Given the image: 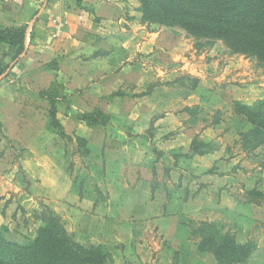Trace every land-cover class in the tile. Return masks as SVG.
Segmentation results:
<instances>
[{
	"label": "rangeland",
	"instance_id": "obj_1",
	"mask_svg": "<svg viewBox=\"0 0 264 264\" xmlns=\"http://www.w3.org/2000/svg\"><path fill=\"white\" fill-rule=\"evenodd\" d=\"M41 1L34 3L28 23H17V26L12 27L23 28L25 39L29 37L31 42L35 24L39 20V10L46 0ZM76 1L85 12L91 13V8L82 6L81 0ZM126 19L124 17V21ZM128 24L130 35L114 36L105 47L108 61L114 63L111 73L102 75L98 67L89 66L91 59L104 54L103 48L89 49L78 56L85 65L77 68L61 66L65 55L59 51L48 50L44 62H40L43 66L38 70H59L62 82L67 85L71 80L75 79L76 82L73 83L75 88L67 89L62 82H57L47 90H52L58 98L56 117L64 126L65 133L72 137V142L66 146L50 125L51 107L41 97L44 91L29 87L22 80L20 72H14L19 64V60L15 62L14 59L15 50L5 45L0 51V70L6 72L13 64L15 78L13 193L18 185L24 192L32 189L36 197L34 210L26 212L19 207L15 209V224L9 228L14 233L20 232L35 238L43 226L41 220L53 213L60 217L66 231L74 239L69 219L57 214L55 210L59 204L47 200L41 194L44 183L52 189L47 184H54L52 176H37L29 182L20 166L21 160L27 156V150L31 151L30 159L39 160L43 154L52 151L49 148L54 142L64 147L61 162L64 178L63 181L54 180V187L61 185L65 188V184L68 186L70 183L76 187L81 185L92 189L93 182L97 180L101 185L102 179L108 188L118 190L122 188L123 179L133 185L138 177H146L151 179L150 188L160 184L165 194L169 190H185V199L189 200L196 198L205 186L198 181L196 174L203 171L212 173L215 169L210 162L196 161L197 156L218 150L214 154V162L218 164L239 155L242 160L238 167L245 176L250 173L259 174L264 168L261 167L264 147L248 154L243 151V143L233 144L236 134L246 132L245 129L250 126L239 115L235 104L244 103L252 107L264 99V69L254 60L231 54L221 42L196 48L195 41L186 33L176 28L143 22L141 13L140 18L132 19ZM53 27L55 29L58 24L55 22ZM75 37V40L82 38L89 44L96 42L82 34ZM35 72L36 69H33L29 74ZM95 112L105 116L104 124L89 125L78 119L86 113ZM75 137L85 141L83 144L88 150L87 156L83 144ZM39 142H46L49 147L41 148ZM28 146L31 148L27 149ZM169 151H172L171 155ZM164 155L170 158L166 164ZM187 158H194V162L188 163ZM42 165L45 167L46 164ZM218 169L229 171L223 164ZM225 190V201L242 203L247 198L243 187L238 184ZM102 196L105 198V195H99ZM262 202L264 205V199ZM164 203L165 200H161V204ZM203 222V218H196L190 228ZM231 224V218L217 223L223 227V233L232 235ZM10 238L16 236L12 234ZM141 242L139 246L147 253H154L162 244L153 232L142 235ZM251 242L264 247L263 226H255ZM84 246L88 248L90 245Z\"/></svg>",
	"mask_w": 264,
	"mask_h": 264
},
{
	"label": "crops",
	"instance_id": "obj_2",
	"mask_svg": "<svg viewBox=\"0 0 264 264\" xmlns=\"http://www.w3.org/2000/svg\"><path fill=\"white\" fill-rule=\"evenodd\" d=\"M36 1L0 0V31L17 26V23H28ZM81 4L91 8V13L79 8L76 0L44 2L39 10V20L33 30L32 42L29 37L25 39L24 51L17 59L19 64L14 70L20 72L19 75L29 87L42 92L49 90L55 83L62 82L59 70L54 72L38 70L43 66L40 62H44L48 50L59 51L65 55L61 66L71 69L73 66L77 68L85 65L80 62L81 57L78 56L87 50L103 48L104 54L91 59L89 66L98 67L102 75L112 72L114 63L108 61L105 47L112 42L114 36L130 35L128 23L132 19L134 21L140 18L138 1L81 0ZM124 17L127 18L126 21ZM55 22L58 27L54 29ZM78 34L89 36L96 42L89 44L82 38L75 40L74 37ZM4 48L5 45L0 44V51ZM33 69H36V72L30 75ZM14 72L11 64L9 70L0 75V228L4 229L3 235L7 241L24 245L34 238L20 232L16 234L9 228L15 224V221L13 222L15 209L19 207L26 212L34 210L36 197L32 189L24 192L18 185L15 186L13 193ZM74 80L70 82L67 80L69 85L64 82L62 84L67 89L75 88ZM61 126L64 129V126ZM250 128L247 127L245 131ZM241 133L243 132L236 134L233 144L238 141V135ZM39 144L41 148L49 147L46 146V142H39L38 146ZM53 144L49 148L52 151L41 156L43 159H30L31 151L25 152L27 156L21 160L20 166L26 180L32 182L37 176L49 175L55 181H63L61 162L64 147L55 145V142ZM29 148L31 147L28 146L27 149ZM171 153L172 151H169L170 155ZM215 153H218V150L196 158L198 162L212 163L215 169L212 173L203 171L196 174L198 181L205 186L194 199H185V190L174 189L165 194L160 184L150 188L151 179L146 177H138L133 185L127 184L123 179L122 188L118 190L108 188L102 179L101 185L95 180L92 189L81 185L76 187L70 183L68 186L64 183L65 188L61 185L54 187L56 182L53 180V185L47 184L54 190L46 187L44 183L41 194L47 200L59 204L55 210L57 214L69 219L76 243L104 246L111 254L113 264H216L210 254L204 255L197 250L198 240L190 236V224L196 218H203L208 223H221L231 218L235 242L243 245L251 241L255 226L264 227V207L233 200L225 201L224 195L227 192L225 189L238 184L243 187L245 193L257 189L264 194V168L259 174L250 173L245 176L238 167L242 160L241 156L235 155L226 162L220 161L215 164ZM164 156L162 157L165 158L166 164L170 158ZM193 160L194 158H187L186 161L193 163ZM41 163L46 164L45 167ZM222 164L229 171H220L218 168H221ZM101 194L105 195V198L99 197ZM161 200H165L164 205L161 204ZM156 212L161 214L157 215ZM147 232L156 233L162 241L161 247H157L154 253L150 251L147 253L139 246L142 243L141 236ZM12 234L16 238L11 239ZM246 264H264V247L256 244L255 251Z\"/></svg>",
	"mask_w": 264,
	"mask_h": 264
},
{
	"label": "trees",
	"instance_id": "obj_3",
	"mask_svg": "<svg viewBox=\"0 0 264 264\" xmlns=\"http://www.w3.org/2000/svg\"><path fill=\"white\" fill-rule=\"evenodd\" d=\"M142 20L160 27L176 28L195 41L196 48H205L221 42L231 54L243 55L254 60L264 69V0H137ZM77 6L81 8L77 2ZM25 31L10 28L0 31V44L15 50L17 60L24 51ZM4 70H0V75ZM148 95V94H147ZM49 102L51 127L57 131L65 146L72 137L64 132L56 117L58 98L52 90L41 93ZM238 113L251 126L241 133L235 144L243 143V151L254 153L264 147V99L252 107L235 104ZM89 125L104 124L100 113H86L78 118ZM75 139L85 143L83 139ZM82 144H80L82 146ZM85 149V156L88 150ZM261 167H264V162ZM242 203L262 205L264 194L255 189L246 192ZM42 227L36 237L27 244L11 243L4 238L0 228V264H113L111 254L102 245L88 248L76 243L58 215L50 213L41 220ZM190 236L196 240L197 250L210 254L216 264H246L256 248L254 242L237 244L233 235L223 233L217 223L203 222L190 228Z\"/></svg>",
	"mask_w": 264,
	"mask_h": 264
}]
</instances>
